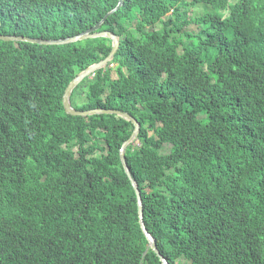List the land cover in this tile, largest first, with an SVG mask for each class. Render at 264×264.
<instances>
[{
	"label": "trees",
	"instance_id": "trees-1",
	"mask_svg": "<svg viewBox=\"0 0 264 264\" xmlns=\"http://www.w3.org/2000/svg\"><path fill=\"white\" fill-rule=\"evenodd\" d=\"M119 2L0 0V34L66 38ZM99 30L121 37L116 69L80 82L74 108L137 119L125 158L159 253L264 264V0H124ZM111 49L0 40V264H161L120 161L132 123L62 104Z\"/></svg>",
	"mask_w": 264,
	"mask_h": 264
},
{
	"label": "water",
	"instance_id": "water-1",
	"mask_svg": "<svg viewBox=\"0 0 264 264\" xmlns=\"http://www.w3.org/2000/svg\"><path fill=\"white\" fill-rule=\"evenodd\" d=\"M124 0H120L118 6L116 9L111 11L106 17H103L100 21L96 22L92 27L86 29L85 31L69 36L62 39H56V40H47L42 38H32L29 36H16V35H6V34H0V40L2 41H26L36 44H65V43H72V42H78L81 40H85L88 38H107V40L111 41V51L109 54L104 56L100 61L90 65L89 67L83 69L80 73H78L70 82H68L67 87L63 93L62 97V104L64 107V110L67 114L70 115H76V116H87V115H94V114H113L116 116H122L125 119L129 120L132 123V132L130 136L122 143V146L119 151L120 161L122 164V167L125 171L126 176L130 180V183L133 187V190L136 195L137 200V207H138V214H139V220H140V229L142 231L143 236L145 237L149 248L154 252V254L157 256L161 264H169L165 258L159 253L158 249L155 246V243L153 242L152 238L149 236L145 229V225L143 222L142 217V205H141V199L139 196V192L137 190V184L132 179L130 170L128 168L125 153L126 151L133 146V143L136 140V134L139 129V123L136 118L131 116L129 113H124L122 111L108 109V108H92V109H85V110H78L71 106L70 104V96L73 89L84 79L90 76L91 74L95 73L96 71L103 70L106 68H110L111 63L113 62V59L115 55L117 54L118 50L121 47V40L120 37L109 32L106 30L99 31V28L103 22H106L107 19L118 12L122 6H123ZM150 126H148L149 128Z\"/></svg>",
	"mask_w": 264,
	"mask_h": 264
},
{
	"label": "rangeland",
	"instance_id": "rangeland-1",
	"mask_svg": "<svg viewBox=\"0 0 264 264\" xmlns=\"http://www.w3.org/2000/svg\"><path fill=\"white\" fill-rule=\"evenodd\" d=\"M198 12H199V9L197 10ZM162 28V26L160 25V24H158V25H156V29L157 30H160ZM184 32H186V33H190V32H195V29L192 27V26H190L189 28H186L185 30H184ZM116 69V66H112L111 67V70H115ZM111 74H114V73H111ZM93 78V76H91V77H89V78H84L81 82V88H78V91L80 92V94H81V96L83 95V88L82 87H85V83L87 82V81H90L91 79ZM111 78H113V79H115L116 78V75L114 74V75H112L111 76ZM72 92H74V90L72 91ZM71 92V96H70V104H71V106H73V107H75L77 104V102L79 101V100H81V98H77L76 96H74V93H72ZM75 95H77V94H75ZM156 124H158V123H156ZM134 145H136V141L134 142Z\"/></svg>",
	"mask_w": 264,
	"mask_h": 264
},
{
	"label": "clouds",
	"instance_id": "clouds-1",
	"mask_svg": "<svg viewBox=\"0 0 264 264\" xmlns=\"http://www.w3.org/2000/svg\"><path fill=\"white\" fill-rule=\"evenodd\" d=\"M102 25V24H101ZM99 31H102V30H99ZM112 33V32H111ZM114 34V33H113ZM118 36V35H117ZM120 37V36H119ZM93 39H95V38H93ZM107 39V38H106ZM120 40H121V37H120ZM112 64V63H111ZM113 65H110V68L109 69H111V67H112ZM107 69V68H106ZM104 70V69H103ZM92 75V74H91ZM89 77V76H88ZM133 146H134V143H133ZM137 146H138V142H137Z\"/></svg>",
	"mask_w": 264,
	"mask_h": 264
},
{
	"label": "bare ground",
	"instance_id": "bare-ground-1",
	"mask_svg": "<svg viewBox=\"0 0 264 264\" xmlns=\"http://www.w3.org/2000/svg\"><path fill=\"white\" fill-rule=\"evenodd\" d=\"M148 126H150V125H148ZM136 141V140H135ZM136 146H137V141H136ZM138 147V146H137Z\"/></svg>",
	"mask_w": 264,
	"mask_h": 264
}]
</instances>
